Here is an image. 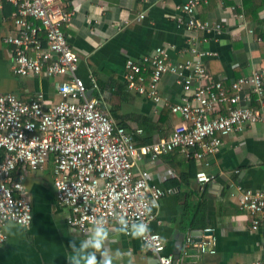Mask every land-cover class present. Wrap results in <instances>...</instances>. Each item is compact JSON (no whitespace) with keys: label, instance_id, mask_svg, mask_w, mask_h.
<instances>
[{"label":"crops","instance_id":"0c3cea01","mask_svg":"<svg viewBox=\"0 0 264 264\" xmlns=\"http://www.w3.org/2000/svg\"><path fill=\"white\" fill-rule=\"evenodd\" d=\"M185 1L64 0V7L73 11L64 31L79 56L77 74L85 81L88 94L100 98V106L117 125L131 132L142 129L134 134L145 135L152 142L170 135L167 125L156 124L149 130L141 122L146 116L158 121L164 105L128 88L127 59H140L158 46L173 45L172 61H185L192 57L189 48L195 42L202 49L218 52L217 56L203 60L212 79L237 78L249 73L252 67L264 66V45L237 27V8L242 7V0H228L232 4L202 0L197 16L213 22L222 20L225 28L220 35L201 31L196 39L195 33L178 26V21L185 18L180 8ZM256 8L264 17V2ZM14 12L15 7L4 2L0 11V92H14L31 100L41 91L58 101L57 84L66 76L23 77L13 71L12 45L4 38L15 33ZM90 18L92 23L88 22ZM245 18L248 26L255 29L257 24L246 15ZM258 27L264 31V25ZM225 84L229 85V80ZM160 91L169 106L179 101L183 87L175 74L166 73L160 81ZM251 104L260 105L256 94ZM172 119L175 125L180 120L174 113ZM221 138L220 149L199 160L176 150L161 155L155 162L148 156L138 162L137 170H148L151 183L174 188V192L161 198L158 218L151 228L161 234L166 251L180 256L177 264H238L264 256V227L252 229L253 215L240 208L239 192L234 187L241 184L264 189V124L256 123ZM2 154L0 150V160ZM53 168L51 158L41 170L17 169L33 203V221L26 227L6 225L7 240L0 246V264H87L91 257H95L97 264H104L106 257L111 264H159L143 245L138 227L129 235L112 227L105 231L99 249L93 247L97 234L88 238L71 229L66 222L68 209L57 202ZM201 169L215 174V180L198 183L196 173ZM207 227L213 228L215 253H199L196 245H187L189 235L197 242L207 239L203 231Z\"/></svg>","mask_w":264,"mask_h":264},{"label":"built area","instance_id":"2783aa9c","mask_svg":"<svg viewBox=\"0 0 264 264\" xmlns=\"http://www.w3.org/2000/svg\"><path fill=\"white\" fill-rule=\"evenodd\" d=\"M201 1L182 3L185 18L178 21V26L195 33L194 39L201 31L222 34L224 21L197 16ZM4 2L15 7V33L4 38L12 45L13 71L23 77L67 78L57 84L58 101L41 91L31 100L14 92H0V149L4 150L0 160V246L7 240L8 223L24 226L22 220L30 217L29 226L33 221V203L26 194L23 175L16 177L14 171L41 170L52 158L57 202L68 209L66 222L71 229L93 238L98 232L103 237L112 227L129 235L143 225V245L159 264H173L174 255L166 251L161 234L151 225L158 218L161 198L174 188L151 183L148 170H137L138 162L145 156L155 162L175 149L199 160L220 149L222 136L264 124V66L252 67L237 78L212 79L203 60L218 52L202 49L195 42L189 48L192 57L185 61H172L173 45L158 46L140 59H127L128 88L155 103L167 104L160 91L164 74H175L183 87L179 101L169 104L180 118L172 133L159 141L137 145L134 134L115 123L100 106V98L88 94L85 81L77 74L79 56L64 31L73 11L64 7V0H0V11ZM237 17V27L264 45V35L248 26L244 12ZM254 94L260 102L258 107L251 104ZM215 178L203 169L196 173L202 185ZM234 187L239 192L240 208L253 215L252 229L264 227V189L241 184ZM209 230L213 228L203 231ZM215 241L212 234L199 242L193 235L187 237V245H196L199 253H215ZM238 264H264V256Z\"/></svg>","mask_w":264,"mask_h":264},{"label":"trees","instance_id":"16d2710c","mask_svg":"<svg viewBox=\"0 0 264 264\" xmlns=\"http://www.w3.org/2000/svg\"><path fill=\"white\" fill-rule=\"evenodd\" d=\"M228 2L229 4H232V2L228 1V0H224V3ZM260 2H264V0H242V7L241 8H237V12H244L246 17L248 19H250L251 21H253L254 23L257 24V26L255 27V30L257 33L259 34H263L264 35V31H262L258 26L259 24L264 25V17H261L258 13V10L256 8V5ZM142 125L144 126L145 129H153L154 125L158 124V125H163L166 124L167 125V131L170 132V134L172 133V131L174 130V125L175 122L172 119V111L171 108L167 105H164L162 107V109L160 110V116L158 118V121H153L151 116H146L144 118V120L141 122ZM172 130V131H171ZM131 132V131H130ZM135 131H132V133L134 134ZM135 137V141L137 145H142L145 143H151V139H147V136L143 135V136H136L134 134ZM3 154H2V158L4 155V150L0 149ZM181 151L180 149H175L173 151ZM171 151V152H173ZM14 175L16 177H19L20 174H18V170L14 171Z\"/></svg>","mask_w":264,"mask_h":264},{"label":"clouds","instance_id":"9594fccd","mask_svg":"<svg viewBox=\"0 0 264 264\" xmlns=\"http://www.w3.org/2000/svg\"><path fill=\"white\" fill-rule=\"evenodd\" d=\"M155 206V205H154ZM30 219L29 218H26L24 220H22V223L23 225L26 227L27 224H28V220ZM145 231V228L143 225L140 226L139 229H137V233L138 234H143V232ZM102 234L101 233H97V238H96V242L95 244H93V247H95L96 249H99L100 248V240L102 239ZM0 239H3L2 236H0ZM87 264H97L96 260H95V257H91L87 260ZM104 264H111V261L109 259H107V257L105 258V261H104Z\"/></svg>","mask_w":264,"mask_h":264},{"label":"water","instance_id":"95a60500","mask_svg":"<svg viewBox=\"0 0 264 264\" xmlns=\"http://www.w3.org/2000/svg\"><path fill=\"white\" fill-rule=\"evenodd\" d=\"M205 234H213V231L209 230V231H205ZM180 259V256H175V260L173 262V264H177L178 260Z\"/></svg>","mask_w":264,"mask_h":264}]
</instances>
